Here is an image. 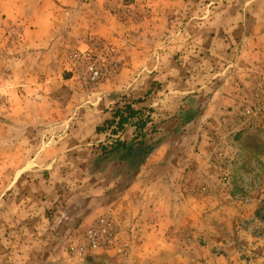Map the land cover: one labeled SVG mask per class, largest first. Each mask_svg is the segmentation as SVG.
Wrapping results in <instances>:
<instances>
[{
  "label": "rangeland",
  "instance_id": "rangeland-1",
  "mask_svg": "<svg viewBox=\"0 0 264 264\" xmlns=\"http://www.w3.org/2000/svg\"><path fill=\"white\" fill-rule=\"evenodd\" d=\"M92 39L118 54L105 83L124 71L110 118L151 100L141 118L156 131L134 133L138 118L117 131L116 118L84 147L108 156L124 142L134 171L163 145L153 164L177 167L174 181L163 169L125 193L108 173L35 171L63 141L25 139L13 91L41 60L66 74ZM98 218L119 245L70 255ZM0 264H264V0H0Z\"/></svg>",
  "mask_w": 264,
  "mask_h": 264
},
{
  "label": "crops",
  "instance_id": "crops-1",
  "mask_svg": "<svg viewBox=\"0 0 264 264\" xmlns=\"http://www.w3.org/2000/svg\"><path fill=\"white\" fill-rule=\"evenodd\" d=\"M105 33H108V31ZM102 36H104L103 33ZM80 44L79 49L84 48L83 44ZM39 64L40 66L38 63L33 64L35 70L30 69L34 73V80L19 82L13 91V94H15L13 100L18 106V116L12 118L14 122L12 125L17 126L18 132L19 130L24 131L27 140L32 138L35 141L39 139L48 142L63 141L61 145L63 148L57 151L49 150L44 155L47 157H44L43 162L36 166L38 169L35 171L76 174L86 170L88 172L94 171L100 175L108 173L107 175L113 180V183H116L113 186H120L122 183L121 186L124 188L125 193L132 191L138 185L143 186L142 191H147L148 186L157 185V181L151 175L158 171L161 172L163 169H166V179L169 178L174 181L177 167L172 164V166L153 164L159 159V162H161L166 157L167 153L163 155V145L157 147L148 158L144 159L146 163H142L134 171H132L134 159L138 155L132 150L121 152L115 149L107 156L102 153L93 154L87 147H84L88 141L97 140L99 142L101 136L103 137L101 127L110 118L109 109L116 102V93L123 87L118 86L116 83L117 79L119 81L124 75L123 70L114 80L100 85L93 93L84 94L69 79L68 73H61L60 67L56 70V67L50 64L54 68L51 72L49 71V74H45L46 72L41 73V70H49L50 65L46 64L45 60H41ZM38 73L44 76L41 77L37 75ZM131 90H134V85L131 86ZM23 107H27V112ZM182 107L185 109L184 106ZM131 108L136 112L148 108L155 109L154 104H151V100L146 99L133 102ZM167 115L165 116L167 117ZM158 116L162 117L161 114ZM181 117L182 114L179 115V119L175 117L173 121L184 122ZM161 124L165 125L164 122ZM162 137L163 134L158 138L161 139ZM51 146L50 144L47 145L49 148ZM121 158H128V161H123ZM102 160H108L105 166L101 165ZM167 161L169 160L164 162L168 163ZM105 177L109 178L108 176ZM75 180L77 181L76 178ZM67 183L69 186L74 185L71 182ZM155 203L158 202L155 201Z\"/></svg>",
  "mask_w": 264,
  "mask_h": 264
},
{
  "label": "built area",
  "instance_id": "built-area-1",
  "mask_svg": "<svg viewBox=\"0 0 264 264\" xmlns=\"http://www.w3.org/2000/svg\"><path fill=\"white\" fill-rule=\"evenodd\" d=\"M65 64L69 79L80 91L94 90L116 76L120 69L117 51L100 39L90 40L83 50L70 51ZM119 241L114 223L98 218L85 230L82 242L69 248V253L75 258H85L99 250H112L119 245Z\"/></svg>",
  "mask_w": 264,
  "mask_h": 264
},
{
  "label": "trees",
  "instance_id": "trees-1",
  "mask_svg": "<svg viewBox=\"0 0 264 264\" xmlns=\"http://www.w3.org/2000/svg\"><path fill=\"white\" fill-rule=\"evenodd\" d=\"M126 114V116L124 117L123 114ZM118 118L117 121V131H122L123 127L125 124H128V121L130 118H138L137 121L133 124L134 127V133H139L141 131H144V133L147 130H151L152 132H155V125L151 126L150 122H148V119L146 120H142L141 118V112H136L134 110L131 109V105L130 104H126L124 107L122 108H117L115 110V112L112 114V117L110 119H108L103 126L101 127V131H105L106 129H108L113 123H115V119ZM149 123V126H148ZM116 133V132H114ZM138 136V135H136ZM139 145H143V143L138 142ZM126 144L124 142H118L116 141L114 146H113V150L118 149V148H124L125 150H132V148H126L125 146ZM142 150V149H140Z\"/></svg>",
  "mask_w": 264,
  "mask_h": 264
}]
</instances>
